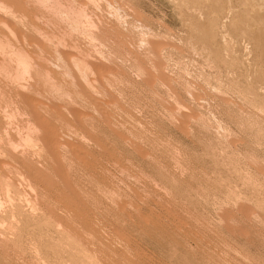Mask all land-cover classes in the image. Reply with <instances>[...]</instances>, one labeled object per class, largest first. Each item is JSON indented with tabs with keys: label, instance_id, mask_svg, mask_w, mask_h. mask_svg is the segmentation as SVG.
Returning <instances> with one entry per match:
<instances>
[{
	"label": "rangeland",
	"instance_id": "374dc122",
	"mask_svg": "<svg viewBox=\"0 0 264 264\" xmlns=\"http://www.w3.org/2000/svg\"><path fill=\"white\" fill-rule=\"evenodd\" d=\"M107 3L120 9L123 19L116 21L103 2L98 10L92 4L87 5L94 14L101 15L97 40L106 41V45L102 42L103 48L118 45L120 55L128 53L132 57L134 54L149 70L146 54L137 51V37L142 34V27L147 28L154 44L156 41V62L162 61L157 64L159 69L168 84L172 83L174 94L186 104V109L181 110L180 127L167 119L162 110L163 105L171 108L172 100L154 83L151 73H148L151 79L147 77L148 80L141 82L135 68L134 71L130 66L124 68L118 62L108 68L104 60L98 62L91 56L98 44L102 47L101 43L93 40L96 46L89 48L87 42H80L84 51L87 49L89 54L91 51L89 61L102 66L94 69L100 72L98 77L104 90L92 88L88 79L77 81L80 80L77 70L69 66L72 64L69 61L68 69L71 74L75 73L76 79H73L77 86L80 84L78 89L87 105L78 99H73L71 104L59 97L60 100L54 99L55 95L52 101L50 97L43 99L40 94L26 92L33 97L28 103L38 104L32 118L42 120L44 114L43 119L49 122L39 135L40 138L47 135L45 140L41 139L44 147L47 146L46 153L38 150L31 158L30 153L16 155L8 148L5 135L0 133V146L7 149L0 148L3 156H0V168L5 170L0 172L5 178L8 176L13 189L10 203L8 199L0 200V264H264V18L258 16L261 12L264 15V0H107ZM152 34H156L154 38ZM72 37L74 41L76 38ZM66 50L65 57L74 54ZM55 68L53 80H63V87L69 85L64 82L68 78L64 80L63 72ZM107 72L117 74L107 76ZM101 75L110 78L112 85L106 86ZM121 77L124 82H120ZM187 80L198 83L191 90L196 91L197 97L195 93L183 91ZM67 86L68 91L74 90ZM5 87L6 99L0 102L10 105L18 95L12 87ZM153 91L159 94L158 101ZM188 93L198 101H192ZM34 97L38 102H33ZM17 105L23 108V104ZM66 105L69 111L63 108ZM92 106L101 117L94 115ZM28 117L16 115L10 122L2 121L0 130L6 128L11 134L6 136L7 140L19 142L18 134L12 130L16 131V124L21 129ZM214 122L222 123L224 137L231 139L235 150L228 147L227 139L218 138V126H212ZM235 152L254 155L260 165L258 172L241 163ZM15 167L27 173L24 177L28 181L17 180ZM245 170L252 172L253 177L246 176ZM252 178L256 183L253 184Z\"/></svg>",
	"mask_w": 264,
	"mask_h": 264
},
{
	"label": "bare ground",
	"instance_id": "6f19581e",
	"mask_svg": "<svg viewBox=\"0 0 264 264\" xmlns=\"http://www.w3.org/2000/svg\"><path fill=\"white\" fill-rule=\"evenodd\" d=\"M195 1V0H194ZM241 1V0H240ZM250 1V0H248ZM260 1V0H259ZM104 3L107 5V8L111 9V11L109 12L110 14L113 15V17H116V21H119L123 19V17L119 14V10L120 9H117V8H113V6L111 7L110 4L107 3V0H84V1H81V0H0V53H1V56L3 57V59L1 58L0 56V59L3 60V62H0V101L3 102L5 98V92H6V89H4V87L7 85L8 87H12V90L14 89L15 93L18 95L16 96V100L18 98V102L15 100V97L13 99V101L11 102L10 105H4V103L0 102V125H2V121L4 123H6V121L10 122L11 119H13V117L15 118V116H29L26 121H25V125H23V127L18 128L17 127V124H16V131L12 130V133L13 132H16L18 135H17V138L19 137L20 140L19 142H16V141H13L12 139H6L7 135H9L10 133H7V130L6 128H3L2 130V127H1V130H0V133L4 134L5 136L3 138H5L6 142H7V145H8V148H11L13 150V152L16 154V155H19V154H22V155H28L29 153L31 154L30 158L32 157V155H37V152L36 151H41V152H45L46 153V147H44L45 145L42 144V140H45L43 138H40V134L43 131V127L45 126V123L47 121H45L44 118V114L43 115V118L42 120H38V118L36 117V119H33L32 116L35 114L34 112H36V109L34 110V108L38 105H34L33 104H29L28 103V100H31V96L29 97L26 92H32V95L34 94H40L42 95L41 97L44 98H47V99H50L51 97H53V95H55L54 99L57 97V99H64V100H67L66 102L68 101H71L70 103L72 104V100L73 99H78V100H81V102H85L86 99L84 97V94L82 95V92L80 91V89H78V87L80 86H77L76 85V79L74 77V74L72 75L69 71V66H73L75 70H77V79H80V80H77V81H82V80H86L88 79L89 81H91V83H89L92 88L94 89H99L100 91L104 90L102 87H103V84H102V81L100 82L99 80V73L96 72V69L94 68H97L98 64L96 62V64L92 61H89V59L91 60V57H90V54H91V51H90V54L88 53V51H85L83 50V44L85 42H87L89 44V48H95L94 46H96V44H92L93 43V40L95 41H98V37H97V33L99 31V21H102L101 20V15H96L92 12V9H90L87 5H93L94 7L97 8V10L100 8L99 7V4L102 5L101 3ZM256 2V1H255ZM88 3V4H87ZM110 3V2H109ZM247 3V2H245ZM264 6V5H263ZM90 10H89V9ZM248 8V7H247ZM53 12L55 13V18H54V14ZM122 12V11H121ZM246 12V11H245ZM256 13H259L256 11ZM255 14V13H254ZM109 15V14H107ZM111 16V15H110ZM240 16V15H239ZM252 16V15H251ZM256 16V15H255ZM258 16L260 18H264V15H262V12L260 14H258ZM112 17V16H111ZM118 17V19H117ZM241 17V16H240ZM255 20V19H254ZM115 21V22H116ZM59 22V23H58ZM120 22V21H119ZM256 22V21H255ZM13 24V25H12ZM55 24V25H54ZM124 24V23H123ZM256 24V23H255ZM258 24V23H257ZM143 25V24H142ZM259 25V24H258ZM145 26V25H144ZM262 26V25H261ZM259 27V26H258ZM137 28V27H136ZM140 28L141 26L139 27V30L138 32L140 31ZM145 28V29H144ZM142 27L141 28V31L140 33H142L140 36H139V39L137 37V51H144V54H146V60H148L149 62V70L146 69V65H143V63H141V61L137 60L136 57H134L132 55V57L126 53V56H123V55H120V48H118V45L117 46H112L111 44H107V46L109 45V47H106L103 48V43L105 44V42L103 41H98L99 43H101L102 47L100 46L99 47V44H98V48H95L93 49L95 53H92L93 55L91 56H95V60H97L98 62H103V60L105 61V63L107 64L106 67H108V65H112L114 62H118L120 63V65H123L124 68L125 66H130V68H133V71H134V68H135V73L137 75V78H139V81L141 79V82H143V80L147 79L148 76V73H151L153 79L154 80V83L158 84L162 89H164V92H165V95H169V99L170 101L172 100V102H170L172 104L171 108L167 107L165 108L163 105V103H159L162 104L160 106H162V110L164 111L165 115L167 116V119L170 118V121L173 120L177 123V126L180 127L179 124V120H180V117L182 115V108H185V105L184 103H182L180 101V99L177 97L176 94H174L175 92H173L172 90L174 88H171V84H168L167 80H166V77L165 75L163 76L162 72L158 65L159 63H157L156 61V53L155 52V47L154 45L156 44V41H155V44L152 40V37H151V33L148 32V30H146L147 28L146 27ZM165 28V27H164ZM144 29V30H143ZM242 29V28H241ZM258 29V28H257ZM261 29V28H260ZM146 30V31H145ZM167 30V29H166ZM259 30V29H258ZM257 30V31H258ZM255 33V31H254ZM261 33V32H259ZM247 34V33H246ZM156 34H154L155 36ZM257 35V34H256ZM263 35V33H262ZM72 36H75L76 39H74L73 41V37ZM153 36V34H152ZM153 36V38H154ZM66 37H69L68 40ZM70 37H72L70 39ZM258 37V36H257ZM264 37V36H263ZM66 38V39H65ZM79 38V40H77ZM164 38V37H163ZM161 38V39H163ZM259 38V37H258ZM82 39V40H81ZM260 39V38H259ZM69 40H72V41H69ZM136 40V41H137ZM263 40V39H262ZM109 41V40H108ZM107 41V42H108ZM254 41V40H253ZM258 41V39L256 40ZM67 42H69V44L71 43L72 45H67ZM80 42H82L83 44L82 45V49L81 47H79L80 45ZM103 42V43H102ZM112 42V41H111ZM121 41H119V44H120ZM158 42V41H157ZM263 42V41H262ZM97 43V42H96ZM113 43V42H112ZM115 43V42H114ZM133 43V42H132ZM159 43V42H158ZM157 43V44H158ZM162 43V42H161ZM159 43V44H161ZM165 43V42H164ZM264 43V42H263ZM118 44V43H117ZM136 44V43H134ZM80 45V46H81ZM106 45V44H105ZM115 45V44H114ZM163 45V44H162ZM165 45V44H164ZM171 45V44H170ZM258 46V45H257ZM67 48L69 51H73L74 54H71L69 57H65V55L67 54V50L65 51V49ZM85 47V46H84ZM87 47V48H88ZM116 47V48H115ZM136 47V46H134ZM263 47V46H262ZM88 48V50H89ZM157 48V47H156ZM119 49V50H117ZM122 49V48H121ZM127 49V48H126ZM91 50V49H90ZM124 50V49H123ZM122 50V51H123ZM130 50V49H129ZM160 50V49H157V51ZM161 51V50H160ZM70 52V53H71ZM125 52H127L125 50ZM164 52V51H163ZM123 53V52H122ZM130 53V52H129ZM143 53V52H142ZM165 53V52H164ZM69 54V53H68ZM161 55V54H160ZM170 55V53H169ZM168 55V56H169ZM53 56H54V60H53ZM97 57V58H96ZM144 56H142L141 59H143ZM89 58V59H88ZM159 58V57H158ZM161 58V57H160ZM159 58V59H160ZM264 59V57H262ZM92 59L94 60V58L92 57ZM145 59V58H144ZM161 60V59H160ZM165 61V59H163ZM1 61V60H0ZM54 61V63H53ZM72 62V64H70L68 66V62ZM124 62V63H123ZM143 62V61H142ZM210 62V61H209ZM207 62V63H209ZM115 64V65H118ZM123 63V64H122ZM101 64V63H99ZM146 64V63H145ZM211 64V63H210ZM103 65V64H102ZM169 65V64H168ZM179 65V64H178ZM54 66L56 67L55 69H59L63 72V75L65 76V79L66 80V77L68 78L66 81L64 82H68V84L64 85L63 87V83L61 80L60 81H56L58 79H56L55 81L53 80V73H52V69H54ZM100 67H102L101 65H99ZM98 66V67H99ZM118 66V67H119ZM148 66V65H147ZM160 66V65H159ZM216 66V65H215ZM105 67V66H104ZM180 67V66H179ZM109 68V67H108ZM209 68V67H208ZM217 68V67H216ZM73 69V70H74ZM164 69V67H163ZM170 69V68H169ZM218 69V68H217ZM82 70H85V72H83ZM182 70V69H181ZM204 70V69H203ZM58 71V70H57ZM100 71V70H99ZM149 71V72H148ZM169 71V70H168ZM55 72V71H54ZM60 71H58L59 73ZM76 72V71H75ZM117 72V71H115ZM133 72V74H134ZM181 72V71H180ZM108 73V72H107ZM113 73V72H112ZM111 72H109L107 74L108 75H111L112 74ZM120 73V72H119ZM118 73V75L120 76V74ZM182 73V72H181ZM189 73V72H188ZM103 74V73H102ZM106 74V73H105ZM105 74H103L105 76ZM117 73H115V75H111V76H116ZM165 74H168V73H165ZM201 74V72H200ZM213 74V73H212ZM171 75V73H170ZM169 75V76H170ZM187 75V74H186ZM61 76L58 74V77ZM80 76V77H79ZM99 76V77H98ZM101 75V79L104 81V83L106 84V86H111L112 83H110V78H106ZM110 76V77H111ZM168 76V77H169ZM177 76V75H175ZM173 76V77H175ZM85 77V78H84ZM118 77V76H117ZM172 77V78H173ZM180 78V75L177 76V78ZM185 77V76H184ZM198 79H200L199 76H197ZM196 77V78H197ZM209 77V76H208ZM56 78H57V75H56ZM60 78V77H59ZM74 78V79H73ZM114 77H112L111 79L114 81L113 79ZM116 78V77H115ZM127 78V77H126ZM150 78V77H149ZM176 78V77H175ZM174 78V79H175ZM176 78V79H177ZM191 78V77H190ZM213 78V77H212ZM74 81H73V80ZM122 79L119 78V80ZM151 79V78H150ZM149 79V80H150ZM187 79V78H186ZM210 79V78H209ZM208 79V80H209ZM148 80V79H147ZM179 80V79H178ZM184 80V78H183ZM207 80V81H208ZM212 80V79H211ZM209 80V81H211ZM71 81V82H70ZM88 81V82H89ZM118 81V80H117ZM116 81V83H117ZM123 81V80H120V82ZM125 81V80H124ZM123 81V82H124ZM151 81V80H150ZM149 81V82H150ZM198 81V80H197ZM204 81V80H203ZM214 81V80H213ZM118 82V83H120ZM174 82V81H173ZM182 82V81H180ZM115 84V82H113ZM146 83V82H145ZM170 83V81H169ZM184 83V82H183ZM182 83V84H183ZM209 83V82H208ZM207 83V84H208ZM211 83V82H210ZM215 83V82H214ZM104 84V85H105ZM123 84V83H122ZM149 85V83H147ZM180 85V83H178ZM198 84V83H197ZM196 82L195 84L190 82V81H185V90H187L188 92H191V90L193 91L194 88L196 87ZM200 84V83H199ZM218 84V83H217ZM236 84V83H235ZM71 86L74 90L71 92V90L69 88L68 89L70 91H68L65 86ZM118 86V84H116ZM115 85V87H116ZM146 85V84H145ZM157 85V86H158ZM210 85V84H209ZM216 85V84H215ZM231 85V84H230ZM67 86V87H68ZM88 86V85H87ZM120 86V85H119ZM124 86V85H123ZM141 86V85H140ZM147 86V85H146ZM156 86V85H155ZM173 86V85H172ZM181 86V85H180ZM179 86V87H180ZM208 86V85H207ZM205 86V87H207ZM14 87V88H13ZM148 87V86H147ZM158 87V88H160ZM211 87V86H209ZM207 87V88H209ZM235 87V86H234ZM233 87V88H234ZM7 88V87H5ZM41 88V89H40ZM65 88V91L64 89ZM71 88V89H72ZM102 88V90L100 89ZM213 86L209 89H212ZM217 88V87H216ZM96 89V90H97ZM109 89V88H108ZM148 89V88H147ZM180 89V88H178ZM204 89V88H203ZM232 89V88H230ZM252 89V88H251ZM67 90V91H66ZM98 90V91H99ZM110 90H115L114 88L110 89ZM146 90V89H145ZM151 90H154V89H151ZM149 90V95H150V91ZM181 90V89H180ZM197 90V89H196ZM200 90V89H199ZM214 90V89H213ZM218 90V89H217ZM233 90V89H232ZM106 91V90H105ZM212 91V90H211ZM216 91V90H215ZM244 91V90H243ZM8 92L9 89H8ZM7 92V93H8ZM104 92V91H103ZM115 92V91H114ZM148 92V90H147ZM155 91H153L152 93H154ZM157 92V91H156ZM156 92L154 93L153 97L155 96L158 101V95H156ZM162 92V90H161ZM210 92V91H209ZM222 92V91H221ZM227 92V91H226ZM241 92V91H240ZM6 93V94H7ZM12 95L14 94L13 91L11 92ZM25 93V94H24ZM178 93V91H177ZM185 93V92H184ZM192 93V92H191ZM191 93L189 94V98L192 100V101H198L197 98L193 97L191 95ZM196 94V91L193 92L192 94ZM197 93H200L199 91H197ZM207 93V91H206ZM205 93V94H206ZM216 93V92H214ZM223 93V92H222ZM238 93V92H237ZM243 93V92H242ZM246 93V92H245ZM248 93V91H247ZM10 94V93H9ZM46 94V95H45ZM231 94V93H229ZM236 94V93H235ZM251 94V93H250ZM27 97H29L30 99H28ZM74 97H73V96ZM85 95H86V92H85ZM152 95V94H151ZM161 95V94H160ZM163 95V94H162ZM199 95V94H198ZM219 95V93H218ZM225 95V94H224ZM248 95V94H247ZM8 96V94H7ZM11 96V94L9 95ZM8 96V97H9ZM47 96V97H46ZM120 96V95H119ZM118 96V97H119ZM201 96V95H200ZM215 96V95H214ZM231 96V95H230ZM229 96V97H230ZM7 97V99H8ZM22 97H25V99H23ZM36 97V96H35ZM34 97L33 99V102L36 101L37 99ZM50 97V98H48ZM59 97V98H58ZM154 97V99H155ZM162 98V96H160ZM163 97H165L163 95ZM196 97H197V94H196ZM235 97V96H233ZM167 98V97H166ZM204 98V97H203ZM250 98V97H249ZM36 99V100H35ZM42 99V98H39V100ZM52 100V98L50 100L52 101H55V100ZM59 99V100H60ZM89 98H87L88 100ZM163 99V98H162ZM162 99L161 102H162ZM168 99V98H167ZM166 99V100H167ZM205 99V98H204ZM203 99V100H204ZM210 99V98H209ZM209 99H205V100H209ZM237 99V98H236ZM241 99V98H240ZM248 99V98H247ZM112 100V99H110ZM242 100V99H241ZM254 100V99H253ZM17 103H15V102ZM32 101V100H31ZM41 101V100H40ZM43 101V100H42ZM41 101V103H42ZM90 101V100H89ZM169 101V100H168ZM212 101V100H211ZM239 101V100H238ZM38 102V101H36ZM46 102V101H44ZM57 102V101H56ZM156 102V101H155ZM164 102V101H163ZM241 102V101H239ZM257 102V101H256ZM23 104V108H19L17 104ZM149 103V102H148ZM199 103V102H198ZM238 103V102H237ZM3 104V105H2ZM16 104V105H15ZM46 104V103H45ZM55 104V102L53 103ZM58 104V103H57ZM56 104V105H57ZM70 104V105H71ZM86 104V102H85ZM85 104H82L83 106ZM90 104V103H89ZM113 104V103H112ZM118 104V103H117ZM165 104V103H164ZM167 104V102H166ZM246 104V103H245ZM249 104V103H248ZM258 104V103H257ZM256 104V105H257ZM87 105V104H86ZM92 105V104H91ZM119 105V104H118ZM157 105V104H156ZM199 105V104H198ZM197 105V106H198ZM201 105V104H200ZM69 106V105H68ZM114 106V104H113ZM121 106V105H120ZM159 106V107H160ZM169 106V105H167ZM21 107V106H20ZM47 107V106H46ZM56 107V106H55ZM58 107V106H57ZM87 107V106H86ZM86 107H84L86 109ZM94 106H92V112L94 113V115L98 116V117H101V114L99 113V111L96 109V108H93ZM157 107V106H156ZM190 107V106H189ZM188 107V108H189ZM199 107V106H198ZM262 107V106H261ZM11 108V109H10ZM63 108H67L66 110L69 111L70 107L68 108L67 105L64 106ZM253 108V107H252ZM10 109V110H9ZM69 109V110H68ZM81 109V108H80ZM90 109V108H88ZM121 109V108H120ZM196 109V108H195ZM201 109V108H200ZM259 109V108H258ZM84 110V109H82ZM127 110V109H126ZM189 110V109H188ZM191 110V109H190ZM209 110V109H208ZM213 110V109H211ZM58 111H60L58 109ZM214 111V110H213ZM263 111V110H262ZM111 112V111H110ZM109 112V113H110ZM161 112V111H160ZM189 112V111H188ZM196 112V111H195ZM199 112V111H198ZM39 113V112H37ZM84 113V112H83ZM159 113V112H158ZM163 113V114H164ZM206 113V111H205ZM212 113V112H211ZM228 113V112H226ZM241 113V112H240ZM257 113V112H256ZM40 114V113H39ZM91 114V113H90ZM89 114V115H90ZM107 114V113H106ZM115 114V113H114ZM190 114V113H189ZM231 114V113H229ZM247 114V113H246ZM255 114V113H254ZM261 114V113H260ZM41 115V114H40ZM39 115V117H40ZM86 115V114H84ZM112 115V114H111ZM161 115V114H160ZM165 115H161L162 117H165ZM244 115V114H243ZM61 116V114H60ZM250 115H248L249 117ZM42 117V116H41ZM88 117V116H87ZM116 117V116H115ZM247 117V115H246ZM251 117V116H250ZM17 118H21V117H16ZM83 118V117H82ZM213 118V117H211ZM245 118V117H244ZM254 118V117H252ZM7 119V120H6ZM22 119V118H21ZM24 119V118H23ZM48 119V118H46ZM99 119V118H97ZM166 119V120H167ZM218 119V118H217ZM246 119H249V118H246ZM19 120V119H18ZM25 120V119H24ZM119 120V119H118ZM252 121L255 120V119H251ZM15 121V120H14ZM50 121V120H49ZM92 121V119H91ZM98 121V120H97ZM168 121V120H167ZM210 121V120H209ZM215 121V120H214ZM221 121V120H220ZM260 121V120H259ZM17 122V121H16ZM51 122V121H50ZM76 122V121H75ZM114 122V121H113ZM127 122V121H126ZM140 122V121H139ZM174 122V123H175ZM201 123H203V121H199ZM213 122V121H212ZM218 122V121H216ZM249 122V121H248ZM49 122H47L46 124H48ZM88 123V122H87ZM137 123V122H136ZM142 123V122H141ZM221 122L219 123H215V125H212V126H218L217 127V136H219L218 138L221 140V138L224 140L225 137H224V128L223 126L220 124ZM254 123V122H253ZM8 124V123H7ZM116 124V123H114ZM126 124V123H125ZM204 124V123H203ZM4 125V124H3ZM51 125V124H49ZM53 125V124H52ZM51 125V126H52ZM142 125V124H141ZM140 125V126H141ZM201 125V124H200ZM253 125H256L253 124ZM264 125V124H263ZM10 126V125H9ZM8 126V127H9ZM15 126V124L13 125ZM47 126V125H46ZM45 126V127H46ZM124 126V125H123ZM136 126V125H135ZM139 126V127H140ZM210 126V124H209ZM209 126H205V127H209ZM258 126V125H257ZM5 127V126H4ZM54 127V125L52 126V128ZM58 127V126H57ZM56 127V128H57ZM211 127V126H210ZM209 127V128H210ZM259 127V126H258ZM49 128V127H47ZM61 128V127H60ZM208 128V129H209ZM260 128V127H259ZM46 129V128H45ZM94 129V128H93ZM130 129V128H129ZM139 129V128H138ZM143 129V127H142ZM183 129V128H182ZM181 129V130H182ZM207 129V130H208ZM214 129V128H213ZM48 130V129H47ZM45 130V131H47ZM61 130V129H60ZM77 130H79L77 128ZM141 130V129H140ZM148 130V129H147ZM152 130V129H151ZM259 130V129H258ZM9 131V130H8ZM55 131V130H54ZM59 131V130H58ZM143 131V130H142ZM191 131V130H190ZM216 131V130H215ZM79 132L81 133V131L79 130ZM192 132V131H191ZM211 132V131H210ZM52 133V132H51ZM77 133V132H76ZM139 133V132H138ZM226 133V132H225ZM1 134V135H2ZM44 134V133H43ZM55 134V133H54ZM60 134V133H59ZM215 134V133H214ZM11 135V134H10ZM143 135V134H142ZM223 135V136H222ZM14 136V135H13ZM11 136V137H13ZM56 136V135H55ZM216 136V138H217ZM227 136V135H226ZM42 137V135H41ZM2 138V137H0ZM52 138V137H51ZM55 138V137H54ZM53 138V139H54ZM57 138V137H56ZM61 138V137H60ZM78 138V136H77ZM228 138V137H227ZM226 138V139H227ZM230 138V137H229ZM42 139V140H41ZM91 139V138H90ZM145 139V138H144ZM213 139V138H212ZM225 139V140H226ZM2 140V139H1ZM48 140V139H47ZM59 140V139H58ZM93 140V138H92ZM231 140V139H230ZM230 140L227 139V143H228V147L233 149V146H232V142L230 143ZM1 142V141H0ZM47 143V141H45ZM66 142H69V140H67ZM71 142V141H70ZM89 142V141H88ZM146 142V141H145ZM222 142V141H221ZM225 142V141H223ZM45 143V144H46ZM49 143V142H48ZM65 143V142H64ZM218 143V142H217ZM60 144V143H59ZM51 145V144H50ZM57 145V144H56ZM62 145V144H61ZM66 145V144H65ZM98 145V143H97ZM127 145V144H126ZM227 145V144H226ZM3 146V145H2ZM58 146V145H57ZM68 146V145H67ZM160 146V145H159ZM50 147V146H48ZM226 147V146H225ZM1 148V146H0ZM46 148V149H45ZM60 148V146L58 147ZM74 149V148H73ZM178 149V148H177ZM1 150L3 151H6L4 150V147L1 148ZM56 151L57 149H53V151ZM60 150V149H59ZM221 150V149H220ZM228 150V149H227ZM235 150V149H233ZM2 151V152H3ZM38 151V152H39ZM48 151V150H47ZM51 151V150H50ZM49 151V152H50ZM54 151V152H55ZM61 151V150H60ZM222 151V150H221ZM52 152V153H54ZM7 153V152H6ZM9 153V152H8ZM58 153V152H57ZM240 153V152H239ZM237 152L234 153V155L238 158V160H241L245 166H252L253 169H255L257 172H258V169H260V165L259 163L257 162V159H255L254 155L253 157L252 156H249L250 154H247L245 155L244 153L243 154H239ZM3 154V153H2ZM29 154V155H30ZM48 154V153H47ZM51 154V153H50ZM145 154V153H144ZM153 154V153H152ZM174 154V153H173ZM13 155V154H12ZM155 155V154H154ZM178 155V154H177ZM232 154V156H234ZM2 156V155H0ZM51 156V155H50ZM54 156H56V154H54ZM229 156V155H228ZM3 157V156H2ZM29 157V156H28ZM58 157V156H57ZM165 157V156H164ZM179 157V156H178ZM235 157V158H236ZM37 158V157H36ZM48 160L49 158L52 159V157H47ZM64 158V157H63ZM3 159V158H2ZM1 159V160H2ZM23 159V158H22ZM35 159V158H34ZM38 159V158H37ZM54 159V157H53ZM179 159V158H178ZM39 160V159H38ZM113 160V159H112ZM145 160V159H144ZM153 160V159H152ZM151 160V161H152ZM176 160V159H175ZM224 160V159H223ZM5 161V160H4ZM14 161H17V160H14ZM52 161V160H51ZM50 161V162H51ZM60 161V160H59ZM58 161V158H57V162L59 163ZM234 161V160H233ZM259 161V160H258ZM1 162V161H0ZM54 162V161H53ZM56 162V161H55ZM161 162V161H160ZM173 162V161H172ZM175 162V161H174ZM260 162V161H259ZM16 163V162H15ZM77 163V162H76ZM114 163V162H113ZM177 163V161H176ZM179 163V162H178ZM177 163V164H178ZM236 163V162H235ZM239 163V161H238ZM236 163V165L238 164ZM21 164V163H20ZM25 164V162H24ZM51 164V163H50ZM243 164L241 166H243ZM262 164V163H260ZM18 165V164H17ZM156 165V164H155ZM163 165V164H162ZM179 165V164H178ZM181 165V163H180ZM240 165V164H238ZM2 166V165H1ZM14 166V165H13ZM28 166V164H27ZM30 166V165H29ZM37 166V165H36ZM49 166V165H48ZM53 166V165H52ZM184 166V165H183ZM262 166V165H261ZM23 167V166H21ZM47 167V165H46ZM55 167V166H54ZM117 167V166H116ZM163 167V166H162ZM179 167V166H178ZM238 167V166H237ZM250 167V168H252ZM264 167V166H263ZM16 168V176H17V180H23L26 176H27V173L24 175L22 172H20L17 168L18 167H15ZM183 168V167H182ZM239 168L241 169V167L239 166ZM239 168L237 170H239ZM243 168V167H242ZM262 168V167H261ZM1 169V168H0ZM25 169V167H24ZM27 169V168H26ZM58 169V168H57ZM70 169V168H69ZM160 169H163V168H160ZM165 169V168H164ZM175 169V168H174ZM184 169V168H183ZM244 169V168H243ZM252 169V170H253ZM2 170V169H1ZM52 170V169H51ZM54 170V168H53ZM56 170V169H55ZM54 170V171H55ZM121 170V168L119 169V171ZM2 171H5V170H2ZM23 171V170H22ZM60 171V170H59ZM163 171V170H162ZM167 171V169H166ZM171 171V170H170ZM236 171V170H235ZM243 171V170H242ZM241 171V173H242ZM262 170H260L261 172ZM40 172V171H39ZM51 172V171H50ZM56 172V171H55ZM165 172V171H164ZM174 172V171H173ZM238 172V171H237ZM246 172H247V175H246ZM259 172V173H260ZM172 173V171H171ZM177 173H180V172H177ZM245 175L246 176H250V177H253V173L250 172L249 170H245ZM257 173V174H259ZM263 173V172H262ZM56 176H54V178L56 179L58 176H57V173H55ZM63 174V173H62ZM8 175V174H7ZM35 175V174H34ZM39 175V174H38ZM41 175V174H40ZM165 175V174H164ZM176 175V174H175ZM179 175H182V174H179ZM234 175V174H233ZM239 175V174H238ZM237 175V176H238ZM245 175H241L242 177H245ZM25 176V177H24ZM28 176H30V173H28ZM137 176V175H136ZM142 176V175H141ZM177 176V175H176ZM259 176V175H257ZM264 176V175H263ZM8 177V176H7ZM5 178L2 173L0 172V200H6L8 199L9 200V203H10V199L13 198V194H12V184H11V180H9V178ZM65 178V176H63ZM175 177V176H174ZM192 177V176H191ZM248 177V178H250ZM30 178L32 179L33 177L30 176ZM43 178V177H42ZM132 178V177H131ZM179 178V176H178ZM182 178V176H181ZM234 178V177H233ZM256 179V175L254 177ZM252 178V182L253 184L256 183L255 179ZM260 178V177H259ZM14 179V178H13ZM28 179L29 178H25ZM24 179V180H25ZM37 179V178H36ZM63 179V178H62ZM172 179V178H171ZM231 179V178H230ZM239 179V177L237 178ZM246 179V178H245ZM251 179V178H250ZM16 180V179H15ZM66 180V178H65ZM138 180V179H137ZM249 180V179H248ZM257 180V179H256ZM261 180V179H260ZM67 181V180H66ZM75 181V180H74ZM259 181V180H258ZM257 181V182H258ZM31 182V181H29ZM261 182V181H260ZM59 183V182H58ZM64 183V181H63ZM242 183V182H241ZM34 184V183H33ZM37 184V183H36ZM68 184V183H67ZM71 184V183H70ZM41 185V184H40ZM65 185V184H64ZM229 185V184H228ZM227 185V186H228ZM15 186V184H14ZM35 186V185H34ZM42 186V185H41ZM67 186V185H66ZM64 186V187H66ZM29 187V186H28ZM38 187V186H37ZM229 187V186H228ZM30 188V187H29ZM33 188V187H32ZM31 188V189H32ZM68 188V187H67ZM72 188V187H71ZM225 188V187H224ZM233 188V187H231ZM64 189V188H63ZM237 189V188H236ZM65 190V189H64ZM226 190V189H225ZM231 190V189H229ZM34 191V189H33ZM32 191V193H33ZM69 191H70V187H69ZM68 191V192H69ZM74 191V190H72ZM14 192V191H13ZM16 193V192H15ZM59 193V192H58ZM76 193V192H75ZM228 193V192H227ZM230 193V192H229ZM257 193V192H256ZM72 195L74 194L73 192L71 193ZM107 194V193H106ZM231 194V193H230ZM211 195V194H210ZM232 195V194H231ZM231 195H228V196H231ZM240 195V194H239ZM238 195V196H239ZM19 196V195H18ZM28 196V195H27ZM208 196V195H207ZM242 196V193L241 195ZM20 197V196H19ZM23 197V196H22ZM231 198V197H230ZM240 200L241 197H239ZM42 199V198H41ZM247 199V198H246ZM28 200V199H26ZM35 200V199H34ZM245 200V199H244ZM253 200V199H252ZM114 201V200H113ZM229 201V200H228ZM3 202V201H2ZM230 203V202H229ZM250 203V202H249ZM35 204V203H34ZM235 204H238L237 203V200L235 199ZM2 205V204H0ZM4 205V204H3ZM35 206V205H34ZM239 206V204H238ZM3 207V206H2ZM1 207V208H2ZM245 208V207H244ZM243 208V209H244ZM241 210V209H240ZM11 211V210H10ZM251 212V211H250ZM243 213V212H242ZM241 213V214H242ZM51 214V213H50ZM244 215V214H243ZM245 216V215H244ZM249 216V215H248ZM48 217V216H47ZM240 217V216H239ZM248 220V219H247ZM46 221V220H44ZM243 221V220H242ZM58 224V222H57ZM56 224V225H57ZM1 225V224H0ZM83 226V225H82ZM59 227V226H58ZM67 237V236H66ZM62 260V259H61Z\"/></svg>",
	"mask_w": 264,
	"mask_h": 264
}]
</instances>
